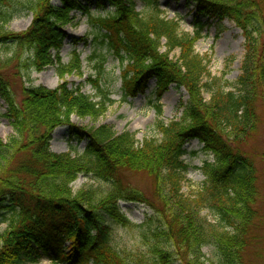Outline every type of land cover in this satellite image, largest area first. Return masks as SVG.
<instances>
[{
  "label": "trees",
  "instance_id": "16d2710c",
  "mask_svg": "<svg viewBox=\"0 0 264 264\" xmlns=\"http://www.w3.org/2000/svg\"><path fill=\"white\" fill-rule=\"evenodd\" d=\"M58 1L0 0V46L15 50L0 59V97L14 130L6 142L0 138V221L7 224L0 232V264L35 263L43 255L51 264H252L249 248L259 239L260 192L255 154L245 146L264 115V0H188L197 14L231 20L241 30V73L227 91L203 81L209 75L207 62L194 52L200 33L180 32L176 20L161 16L159 0H137L150 9L146 15L136 10V0H95L99 7L113 8L90 20L104 31V41L122 64L123 99L142 93L151 79L158 97L171 85L187 93L179 118L158 122L160 137L141 142L133 133H116L104 124L71 123L74 114L103 115L112 102L97 79L91 81L98 101L64 81L55 88L22 86L16 99L11 78L23 71L40 72L53 64L60 78L80 71L78 52L64 64L59 51L64 27L75 19L72 12L88 9L75 0ZM19 13L32 15L29 26L8 30ZM176 49L174 59L170 53ZM104 63L102 58L99 71ZM59 126H67L76 141L85 140L81 153L50 149ZM193 139L213 159L201 167V188L185 195L182 155ZM257 155L264 160V152ZM125 172L146 174L151 195L126 182ZM80 174L107 189L73 190ZM120 202L145 204L153 216L135 224ZM204 210L214 220L202 215ZM110 223L137 229L139 245L119 248ZM206 246L213 247V260L205 257Z\"/></svg>",
  "mask_w": 264,
  "mask_h": 264
},
{
  "label": "rangeland",
  "instance_id": "374dc122",
  "mask_svg": "<svg viewBox=\"0 0 264 264\" xmlns=\"http://www.w3.org/2000/svg\"><path fill=\"white\" fill-rule=\"evenodd\" d=\"M82 7H87L88 12L75 10L72 12L75 19L72 24L64 27L66 38L59 51L61 62L67 64L73 57V51L79 53L81 61L80 71L66 73L60 78L56 65H49L44 70L36 72L30 70L23 71L21 75L11 78L13 82L14 94L17 100L21 99L22 86H45L55 88L62 81L66 82L70 88L79 87L85 94L91 96L95 101L99 100L97 91L92 86V79H97L103 88L110 92L111 103L108 105L103 115L97 118L89 116L80 117L72 115L70 121L78 127H92L107 125L116 133L130 132L135 135L136 140L141 142L145 138H159L157 130L158 122L165 124L179 118L181 115V104L187 100V93L182 87L174 85L164 91L159 97L156 93V81L151 79L146 89L135 97L123 99L121 91L120 70L121 62L114 56L104 41L100 30L90 20L91 17L105 16L113 8L106 5L99 7L95 0H75ZM55 5H60L58 0H52ZM136 10L141 15H146L150 9L142 2H135ZM161 16L166 19L176 20L179 23V31L193 36L197 31L200 33L199 39L194 44V52L207 62L208 76L203 81L210 83L212 87L222 86L226 91L231 90L241 73V63L244 57V38L241 30L236 24L228 19L222 21L215 17L200 15L195 12L193 5L188 0H159ZM32 20L30 13H19L6 25L7 29L13 32L25 30ZM104 41V42H103ZM164 48H162L163 50ZM14 47L0 46V59H5L14 52ZM179 50H174L170 56L176 59ZM105 59L103 68L99 71L97 66L101 59ZM11 73V68H8ZM203 97L209 98L207 87L203 88ZM160 106V112L158 107ZM6 104L0 97V138L6 142L14 133L13 127L6 114ZM260 122L253 134V138L246 144L245 148L255 154V162L258 169V185L260 199L257 207L260 219L258 221L256 234L259 236L257 242L249 248V256L252 264H264V160L260 153L264 152V115L260 113ZM86 145L84 141H76L70 134L67 126H59L52 133L50 149L53 152L81 153ZM185 153L182 160L186 164V169L182 170L181 191L185 195L195 192L201 188L205 175L201 169L206 161H212L211 154L203 150V144L197 139H193L184 146ZM125 181L139 188L147 196L151 195V180L141 172L124 173ZM73 190L81 188H93L106 190L107 185L94 179L91 175L80 174L72 184ZM123 213L135 224H143L153 216L151 208L138 202H120ZM208 219L214 220L211 213L206 210L202 212ZM155 222V220H154ZM113 231L114 242L119 248L130 249L139 245L138 230L121 228L110 223ZM155 224V223H153ZM6 222L0 221V232L6 229ZM205 257L214 259L213 247L203 248ZM27 264H51L46 256H41L35 263ZM174 264H180L175 262Z\"/></svg>",
  "mask_w": 264,
  "mask_h": 264
}]
</instances>
